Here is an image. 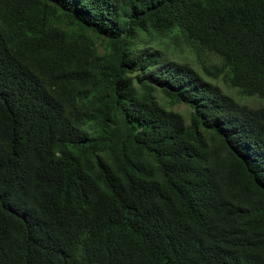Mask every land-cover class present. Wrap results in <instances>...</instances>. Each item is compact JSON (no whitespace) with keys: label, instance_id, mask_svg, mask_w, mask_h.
Listing matches in <instances>:
<instances>
[{"label":"trees","instance_id":"16d2710c","mask_svg":"<svg viewBox=\"0 0 264 264\" xmlns=\"http://www.w3.org/2000/svg\"><path fill=\"white\" fill-rule=\"evenodd\" d=\"M0 264H264V0H0Z\"/></svg>","mask_w":264,"mask_h":264},{"label":"rangeland","instance_id":"374dc122","mask_svg":"<svg viewBox=\"0 0 264 264\" xmlns=\"http://www.w3.org/2000/svg\"><path fill=\"white\" fill-rule=\"evenodd\" d=\"M96 45V48L99 52H104L105 47L103 46L104 40L102 38H95L92 36ZM139 48L148 47V46H158L166 52V56L169 60H184L189 62L194 66L196 70L201 71V64H205L209 66L211 63L218 62L217 57L208 52H204V55L198 58L191 47L183 45H173L169 42V40L165 37H140L139 39ZM158 100L160 102H164V105L167 109H172L175 111L181 112L186 119L189 118V113L191 108L183 103H176L174 105H170L167 103V98L162 95L161 92H157L156 94Z\"/></svg>","mask_w":264,"mask_h":264}]
</instances>
